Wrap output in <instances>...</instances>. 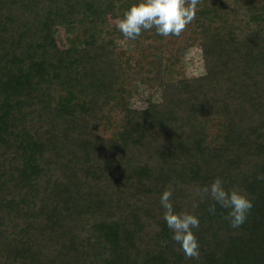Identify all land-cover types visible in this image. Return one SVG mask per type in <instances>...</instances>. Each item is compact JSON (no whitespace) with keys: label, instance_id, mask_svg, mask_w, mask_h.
I'll list each match as a JSON object with an SVG mask.
<instances>
[{"label":"trees","instance_id":"1","mask_svg":"<svg viewBox=\"0 0 264 264\" xmlns=\"http://www.w3.org/2000/svg\"><path fill=\"white\" fill-rule=\"evenodd\" d=\"M110 1L0 0V264H264V0H199L218 14L169 36L176 53L201 51L204 72L189 78L160 43L116 70L107 44L124 37L99 11ZM115 86L155 93L102 124L98 95ZM196 107L218 115L223 144L200 147ZM216 176L252 199L239 228L209 200L191 208L194 186ZM168 186L199 217L198 257L162 218Z\"/></svg>","mask_w":264,"mask_h":264},{"label":"clouds","instance_id":"2","mask_svg":"<svg viewBox=\"0 0 264 264\" xmlns=\"http://www.w3.org/2000/svg\"><path fill=\"white\" fill-rule=\"evenodd\" d=\"M199 0H130L129 6L116 20V27L126 40H135L142 31L154 29L157 35L179 36L190 24L198 11ZM191 208L195 209L200 202L209 200L208 211L215 214L216 206L226 210L225 219L232 228H239L244 223L252 199L239 186L226 187L220 176L209 183L196 185L193 188ZM173 188L166 187L160 194L162 218L175 241L185 256H199V241L195 229L200 220L196 212L179 210L172 202Z\"/></svg>","mask_w":264,"mask_h":264},{"label":"rangeland","instance_id":"3","mask_svg":"<svg viewBox=\"0 0 264 264\" xmlns=\"http://www.w3.org/2000/svg\"><path fill=\"white\" fill-rule=\"evenodd\" d=\"M129 5L123 2V0H111L107 4H105L103 9H100L99 11H108L106 12L108 15V20L111 28L116 27V20L118 17L122 14V12L128 7ZM218 5H213L211 3L203 6L201 8V11L197 12L203 13V14H209L211 19L213 16H216L218 14ZM208 12V13H207ZM115 14V15H114ZM81 31V30H80ZM78 32V34L80 33ZM61 39L63 40V37L66 35L65 30H60ZM77 34V33H76ZM77 34V35H78ZM75 36V35H74ZM113 38V37H112ZM169 36L163 37L160 35H157L155 30H147L142 31L141 35L137 37L135 40H126L125 38L118 39L114 38L112 40L108 41L107 44V50H113L110 55L113 58L115 68L117 70V66L119 65V57H122L126 52H130L131 54H134L132 63L136 61L138 58H144L146 56H149L151 52H154L155 49H158V43H160V46H162V54L163 56H172V65L171 67L174 70H178L180 73H183L185 77H195L199 76L204 72V58L201 54V51L196 46L189 48L188 50L182 49L183 44L181 45L182 52H175V47L179 46L180 41H173L169 42ZM60 41V39H59ZM57 43H59L57 41ZM65 45H67L68 40L62 42ZM129 43V44H128ZM62 44V45H63ZM61 45V44H60ZM63 46V47H64ZM128 48H130L128 50ZM91 57L92 59H95L96 56H88V58ZM81 73H85L81 71ZM116 82L120 83L121 77L120 74H116ZM146 77V76H145ZM142 81H146V78H141ZM153 83V81H150ZM124 89L125 91H123ZM150 88L149 90H146L144 92V96H140L139 92L135 93L133 91V88H127V87H119L115 86L113 92L108 97H104V95L100 94L98 95L99 101L102 99L101 103H99L100 112L102 113V124H105L107 121L109 115L111 113H115L118 116V119L123 116V100H126V102L129 104L130 107H134L136 109H144L148 105V100L150 95L153 97L155 90ZM138 91V90H137ZM134 94V97L132 95ZM132 95V96H131ZM108 98V99H107ZM70 107L75 105L74 100H71L69 102ZM112 108H115L112 110ZM80 113L82 111H79ZM207 117L206 125H200V128L204 130V136L203 141L200 143L201 148H211V147H217L220 144H223L222 135L225 133L226 127L222 125L219 117L217 114H215L212 118L207 116V110H205L203 107H196L192 108V114L189 116V120L195 121V119H198V122H201L200 119ZM209 118V119H208ZM176 119V118H175ZM196 122V121H195ZM197 122V124H199ZM201 124V123H200ZM122 145V144H121ZM206 151V150H204ZM6 164L3 163V165Z\"/></svg>","mask_w":264,"mask_h":264}]
</instances>
